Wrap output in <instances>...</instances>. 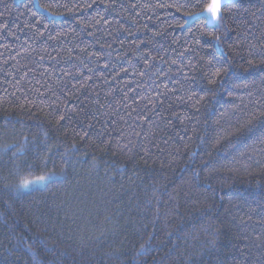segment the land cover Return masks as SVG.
I'll return each mask as SVG.
<instances>
[{
    "label": "trees",
    "instance_id": "trees-1",
    "mask_svg": "<svg viewBox=\"0 0 264 264\" xmlns=\"http://www.w3.org/2000/svg\"><path fill=\"white\" fill-rule=\"evenodd\" d=\"M210 2L0 0V264H264V0Z\"/></svg>",
    "mask_w": 264,
    "mask_h": 264
},
{
    "label": "snow or ice",
    "instance_id": "snow-or-ice-1",
    "mask_svg": "<svg viewBox=\"0 0 264 264\" xmlns=\"http://www.w3.org/2000/svg\"><path fill=\"white\" fill-rule=\"evenodd\" d=\"M228 3V0H212L211 3L205 5L203 12L199 14H190V16H199L204 19L205 23H212L214 27H219V23L222 19V8L225 7ZM179 10V9H178ZM209 35H212L210 33ZM213 38L219 42V36H213ZM223 54V53H222ZM221 69H217L215 75L220 74ZM211 82V81H210ZM61 119L63 117L61 116ZM59 182L58 178H54L52 174L48 176H38L35 179H22L19 184L20 189H29L35 185H43L47 187L49 183H57Z\"/></svg>",
    "mask_w": 264,
    "mask_h": 264
},
{
    "label": "rangeland",
    "instance_id": "rangeland-1",
    "mask_svg": "<svg viewBox=\"0 0 264 264\" xmlns=\"http://www.w3.org/2000/svg\"><path fill=\"white\" fill-rule=\"evenodd\" d=\"M211 2H212V0H211ZM211 2H210V3H211ZM201 13H202V12H201ZM191 18H192V17H191ZM209 23H210V22H209Z\"/></svg>",
    "mask_w": 264,
    "mask_h": 264
}]
</instances>
